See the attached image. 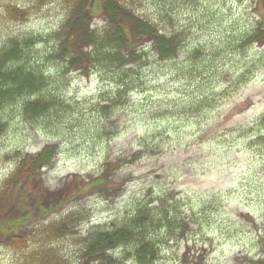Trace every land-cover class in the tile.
I'll return each instance as SVG.
<instances>
[{
    "label": "rangeland",
    "instance_id": "374dc122",
    "mask_svg": "<svg viewBox=\"0 0 264 264\" xmlns=\"http://www.w3.org/2000/svg\"><path fill=\"white\" fill-rule=\"evenodd\" d=\"M120 1L157 37L122 55L96 14L73 61L78 0H0V192L54 146L0 194V264H264V0Z\"/></svg>",
    "mask_w": 264,
    "mask_h": 264
},
{
    "label": "trees",
    "instance_id": "16d2710c",
    "mask_svg": "<svg viewBox=\"0 0 264 264\" xmlns=\"http://www.w3.org/2000/svg\"><path fill=\"white\" fill-rule=\"evenodd\" d=\"M9 9L10 11H15L18 10V7L10 6ZM100 13L103 17H106L111 21V26L116 29L119 35L121 47L120 49H116L117 53L125 51L121 54H137L140 45L144 44L148 40H154V38L157 37V30L154 25L142 16L135 14V12L129 9L120 0H78L75 13L72 14L74 23L68 24L67 33L65 35L66 40L64 43V51L68 57H72L73 61L76 58L84 57V48H86V46H98L99 42H97L98 40L93 41L94 36L91 35V30L88 24L96 14ZM154 43L156 45L155 41ZM166 56H168V54H166ZM53 148L54 146L49 144L36 155L23 156L18 162L13 174H11L10 178L5 182L0 192L2 197L9 196L14 189H25L26 187L32 185L33 180L36 177L37 170L45 165V158L48 153L53 151ZM138 152L140 153L141 151ZM107 172L111 173V165H108ZM95 180L96 179H93L92 181ZM98 180L95 181V183H97ZM99 181L103 182V178L101 177ZM49 198H46L45 203L43 202L44 205H42V208L47 213L51 212V209H54L55 211L64 205L59 200H50ZM6 214L7 212L3 216L2 220L6 219ZM32 217L33 214L28 215L29 222ZM19 221L21 222H17V224L15 223V225L11 227L13 228L16 226L17 228H9L11 230H9L6 237H2L4 238L3 241L7 238V242L11 241L10 243L15 246L25 244V241L28 238L26 239L24 235L20 236L16 233L17 230H19V224H23L27 221L23 220V217L19 218ZM4 225L5 224L0 227V233L2 234L5 233L3 228ZM121 231L122 230L118 229L115 231L108 230V232H102L100 234V240L102 243H108L109 247H111L114 243H124L126 242L125 238L128 235L122 234ZM129 236L127 238H129Z\"/></svg>",
    "mask_w": 264,
    "mask_h": 264
}]
</instances>
